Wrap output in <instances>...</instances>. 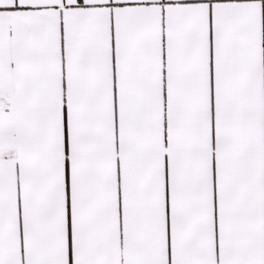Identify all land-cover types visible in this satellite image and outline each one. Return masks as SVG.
Listing matches in <instances>:
<instances>
[{
  "label": "snow or ice",
  "instance_id": "1",
  "mask_svg": "<svg viewBox=\"0 0 264 264\" xmlns=\"http://www.w3.org/2000/svg\"><path fill=\"white\" fill-rule=\"evenodd\" d=\"M0 264H264V0H0Z\"/></svg>",
  "mask_w": 264,
  "mask_h": 264
}]
</instances>
